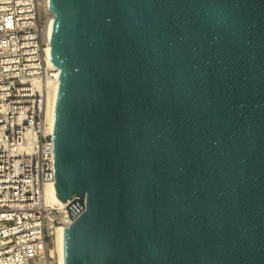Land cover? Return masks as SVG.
Listing matches in <instances>:
<instances>
[{"label":"water","instance_id":"obj_1","mask_svg":"<svg viewBox=\"0 0 264 264\" xmlns=\"http://www.w3.org/2000/svg\"><path fill=\"white\" fill-rule=\"evenodd\" d=\"M65 264H264V0H50Z\"/></svg>","mask_w":264,"mask_h":264},{"label":"built area","instance_id":"obj_2","mask_svg":"<svg viewBox=\"0 0 264 264\" xmlns=\"http://www.w3.org/2000/svg\"><path fill=\"white\" fill-rule=\"evenodd\" d=\"M50 0H0V264H58L54 238L73 220L48 206L54 143L45 132Z\"/></svg>","mask_w":264,"mask_h":264},{"label":"bare ground","instance_id":"obj_3","mask_svg":"<svg viewBox=\"0 0 264 264\" xmlns=\"http://www.w3.org/2000/svg\"><path fill=\"white\" fill-rule=\"evenodd\" d=\"M50 30L51 23L48 28V46L46 48L47 63L48 66L53 69L56 73V81H48L46 84V107H45V132L48 134H53L54 130V120H55V110L58 97V87H59V69L51 61V51H50ZM45 203L48 206L62 208L64 203H62L56 197V188L54 184H46L43 189ZM64 238H65V228H58L56 230L54 238V249L58 254V264H65V254H64Z\"/></svg>","mask_w":264,"mask_h":264},{"label":"rangeland","instance_id":"obj_4","mask_svg":"<svg viewBox=\"0 0 264 264\" xmlns=\"http://www.w3.org/2000/svg\"><path fill=\"white\" fill-rule=\"evenodd\" d=\"M55 252H56V251H55ZM55 257H56V259H57V261H58V254H57V252H56V256H55Z\"/></svg>","mask_w":264,"mask_h":264}]
</instances>
